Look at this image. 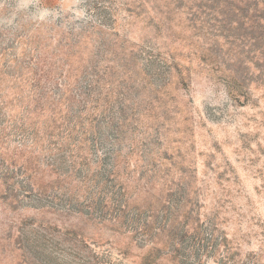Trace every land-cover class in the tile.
I'll list each match as a JSON object with an SVG mask.
<instances>
[{
    "label": "rangeland",
    "instance_id": "374dc122",
    "mask_svg": "<svg viewBox=\"0 0 264 264\" xmlns=\"http://www.w3.org/2000/svg\"><path fill=\"white\" fill-rule=\"evenodd\" d=\"M254 1L0 0V264H264Z\"/></svg>",
    "mask_w": 264,
    "mask_h": 264
},
{
    "label": "trees",
    "instance_id": "16d2710c",
    "mask_svg": "<svg viewBox=\"0 0 264 264\" xmlns=\"http://www.w3.org/2000/svg\"><path fill=\"white\" fill-rule=\"evenodd\" d=\"M212 2H214L215 3V0H212ZM244 2H245V6H244V8H246L248 11H250V9L248 8V7H250V5L248 6V4H250L251 2H252V0H244ZM254 4L257 6V4H258V2H257V0H255L254 1ZM208 6V5H207ZM210 7V6H209ZM211 8V7H210ZM237 10H239V11H243L244 12V10L243 9H241V7H238V8H236ZM110 150V149H109ZM111 152L110 151H106L105 152V156L106 155H108V154H110ZM107 159V158H106Z\"/></svg>",
    "mask_w": 264,
    "mask_h": 264
}]
</instances>
